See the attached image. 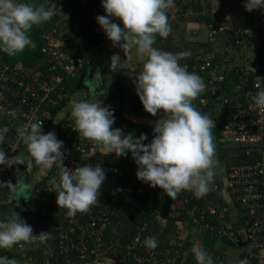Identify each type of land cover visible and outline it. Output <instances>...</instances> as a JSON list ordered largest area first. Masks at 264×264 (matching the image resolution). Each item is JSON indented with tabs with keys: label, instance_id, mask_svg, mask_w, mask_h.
Returning a JSON list of instances; mask_svg holds the SVG:
<instances>
[{
	"label": "trees",
	"instance_id": "16d2710c",
	"mask_svg": "<svg viewBox=\"0 0 264 264\" xmlns=\"http://www.w3.org/2000/svg\"><path fill=\"white\" fill-rule=\"evenodd\" d=\"M240 1L239 5L246 9V0ZM16 2L33 7L43 5L46 9H54L55 14L49 21L34 25L30 30L29 35L35 47H26L22 53L15 56L0 51V71L5 69L7 72H16L22 69L26 74L25 79L32 76V81L37 72H43L42 79L56 72L55 68H51L54 60L51 61L50 54L43 49L46 41L44 34L47 31L59 36L60 48L66 54L75 50L77 57L85 58L81 75L73 74L65 78L61 84H58V89L51 94V100L56 99L57 102L50 100L48 104L52 117L48 120L47 131L44 134L53 132L55 125L57 131L54 133L58 140L63 141L61 151L67 159L84 161L93 167L100 165L105 171L106 179L91 210L83 214L77 213L75 217H68L67 209H59L56 203L58 193L49 191L52 187L49 180L56 176L60 177L61 165H53L47 177L39 174L34 161L30 171H27L26 163L19 165L18 175L12 176L10 180L0 181V222H7L16 211L20 219L33 228L34 235L50 232V239L45 244L39 242L27 244L23 250L19 246L0 249V256L15 258L18 264L70 262L82 264L86 258L79 256L80 248L71 246V250L64 252L60 247L61 244H66L61 233L70 227L69 234L74 240L86 241L85 254L94 257L97 252L108 264H111L108 260L116 261L115 264H139L136 255H141L140 252L145 253V251L142 247L132 246L136 235H140L143 240L155 238L158 258L163 259L165 264H171L170 259H176L183 264H197L193 253L194 247L207 251L214 264H231L228 251L236 252L235 249H238L236 263L239 264L246 250L243 241L245 236L241 231L242 225L238 221L241 204L231 197L226 179L232 166L255 162L261 158L262 152L259 143L242 144L226 141L222 137L223 131L227 128L226 118L231 117L232 112L238 110V105L242 101L244 102L242 106H246L244 90L251 87L254 68L259 61L250 36L231 32L227 35L218 34L214 41H209L207 37L201 39L202 28L199 24H206L207 33L215 25L223 24L214 20L215 11L211 7V0H206L205 4L203 0H174L173 6L167 9L171 32L167 38L157 34L153 47L173 54L190 52L188 57L179 61V64L187 65V71L199 75L206 85L205 90L193 101V106L202 115L210 119L216 118V127L212 128V136L215 159L219 162L214 169L215 176L210 182V191L207 195L197 199L192 191L183 190L173 201L160 187L152 188L148 183L137 178L138 165L130 151L120 157L115 153L108 154L90 140L80 138L74 129L72 137H77L84 143L88 151L83 152L76 145L70 146L68 150L64 148V133L71 128V123H74L71 116L73 99L96 102L101 107L110 106V110L114 112L113 129L119 128L124 135L131 134L136 138L144 134L147 136L145 144H150L154 139L155 122L164 115L161 110L157 116H152L144 109L137 90L131 93L128 91L126 72H123L126 66L117 72L110 70L112 55L117 52L116 54L121 57L123 51L119 47H114L107 36L103 37L94 28L98 23L97 17L107 15L100 8L102 0H16ZM72 4H76V7L73 8ZM252 11L246 10L250 13V23L243 26L252 25ZM110 19L123 27L122 21L118 18ZM243 36H246L244 43L237 41V38ZM204 54L212 62L208 71L201 70L199 66ZM90 58L100 69L104 89L95 94L87 91L81 94V89L86 88L85 77L90 66ZM215 66L216 71H214ZM243 66L250 67L249 80L243 81L244 76L242 78L240 76V72H244L241 70ZM142 67L143 64L140 62L135 67L136 72H140ZM10 84L15 88L19 87L17 83ZM216 88L220 90L219 98L213 95ZM202 98H207V101L203 102ZM126 109L137 112L140 119L128 118L125 115ZM17 126L18 122L9 120L6 116L0 119V129L4 127L9 129L5 135L4 146H10ZM19 146L20 155L26 161L31 160L23 140ZM17 179L24 182L31 181L29 187L31 197L28 200L21 197L19 206L16 207L15 202L7 203L10 192L3 183L11 181L15 184ZM209 205L215 206L217 212H211ZM224 208H226L224 215H220V210ZM93 213L98 224L103 219L106 220V225L99 229V234H96L91 227L87 231L92 233L82 236V229L74 224V220L88 222ZM183 229L188 234L183 236L181 233ZM225 229L235 230L243 240L236 243L225 233ZM229 247L231 249H228ZM161 260L155 261V264H162Z\"/></svg>",
	"mask_w": 264,
	"mask_h": 264
},
{
	"label": "clouds",
	"instance_id": "9594fccd",
	"mask_svg": "<svg viewBox=\"0 0 264 264\" xmlns=\"http://www.w3.org/2000/svg\"><path fill=\"white\" fill-rule=\"evenodd\" d=\"M173 3L174 0H102L107 15L97 17L112 45L119 47L128 60L135 49L136 58L143 64L142 70L134 75L137 95L149 114L155 117L161 110L164 113L163 118L155 122L152 142L145 144L147 136L144 134L136 138L124 135L119 128L113 129L114 112L110 106L73 99L71 116L75 123L73 129L80 138L118 157L130 151L138 165L137 178L152 188L160 187L174 201L183 190L192 191L197 199L207 195L219 162L215 159L212 136L216 124L193 106L206 85L199 75L189 73L179 64L190 52L173 54L153 47L157 34L167 38L171 32L167 9ZM245 8L249 12L264 8V0H246ZM54 14V9H46L43 5L33 7L16 0H0V51L15 56L26 47H35L30 30L34 25L49 21ZM112 17L122 21L123 27L112 22ZM121 61L119 54L112 55L110 70L120 71L125 66ZM255 87L258 91L252 97L254 107L264 112V86L257 84ZM42 124L43 121L30 122L17 130L31 160L26 161L21 155L6 157L0 148V165L11 168L26 163L30 171L34 161L42 177H47L53 165L63 166V141L58 140L54 132L44 134ZM8 131L7 127L0 129V144ZM105 179L100 165L78 166L75 170L63 166L60 179L49 180L52 186L49 191L58 193L59 209L65 208L68 217H75L77 213L91 210ZM3 185L10 192L9 204L15 202L17 207L21 197L25 200L31 197V189L20 179L15 184L8 181ZM49 239L50 232L34 235L33 228L20 219L16 211L7 222H0V249L19 246L23 250L27 244H45ZM144 244L149 249L157 247L155 238H146ZM193 253L197 264H214L204 249L194 247ZM0 264H18V261L0 256ZM239 264H248V261L244 259Z\"/></svg>",
	"mask_w": 264,
	"mask_h": 264
},
{
	"label": "built area",
	"instance_id": "2783aa9c",
	"mask_svg": "<svg viewBox=\"0 0 264 264\" xmlns=\"http://www.w3.org/2000/svg\"><path fill=\"white\" fill-rule=\"evenodd\" d=\"M73 8L76 4L71 5ZM102 10L106 13L105 9L101 5ZM253 20L251 26H229L227 24H217L213 28L209 29L207 38L209 41H214L218 34H229L231 32H238L240 34L249 35L251 38V44L254 46L257 52V62L255 72L251 81V87L244 90V96L246 100V106H242V102L238 105V110L232 112L231 117H227L225 124L227 128L223 131L222 139L231 142H240L242 144L259 143L261 146L262 156L255 162L246 164H239L231 167L226 179L227 188L231 194V197L235 201H239L240 210L238 221L241 222L242 230L245 236V240L240 235L235 233V230L225 229L227 233L236 243L244 241L245 253L243 254V260L246 259L248 264H264V112L259 111L254 107L252 97L255 95L258 89L255 85L259 84L264 86V8L254 9ZM68 14H70L68 12ZM95 30L100 33L103 37H106L104 30L99 25L95 24ZM45 43L43 49L47 51L51 56V61L54 60L51 68H55L56 72H52L50 77L41 78L43 72H37L33 81L31 78L25 79V71L20 69L16 72H7L5 69L0 71V119L6 116L9 120L18 122V126L15 135L10 143L9 147L0 144L6 154V157H13L20 155L19 144L22 139L19 136L18 129L30 122L43 121L42 131H47L48 120L52 117V113L48 108V104L51 100V94L53 91L58 89V84L73 74L81 75V70L84 66V57L76 56L75 50H72L69 54H66L61 48V39L54 33L47 31L44 34ZM246 36L237 38V41L244 43ZM263 58V59H262ZM212 62L204 54L200 61V68L203 71H208L211 67ZM184 67H187L185 65ZM217 67L215 66V70ZM240 70V69H238ZM240 72L241 78L249 80L251 72L249 66L241 67ZM45 73V72H44ZM45 75H47L45 73ZM10 83H17L19 87L15 88ZM203 102L207 101V98H202ZM54 103L56 99L51 100ZM244 103V102H243ZM245 108V109H242ZM15 113L12 115L11 113ZM251 117L247 118L246 116ZM215 122L216 118H212ZM216 123V122H215ZM75 127L74 123H71V128L66 130L64 133V148L69 149L70 146L76 145V147L86 152L88 148L84 143L78 140L77 137H72V130ZM15 150V152L13 151ZM90 165L84 161H76L74 159L68 160L65 156L63 160V166L69 170H75L78 166ZM62 165L60 166L59 172L62 171ZM19 174V165H13L11 168L6 165H0V181L3 179L10 180L12 176ZM57 180L60 177H57ZM234 203V202H233ZM211 212L216 213L217 208L209 205ZM224 208L220 210V215H224ZM102 222V223H101ZM99 224L96 221V217L91 214V219L88 222H80L74 220V224H77L82 230L81 235L87 236L91 234L93 230L96 234H99V229L106 225V220L101 219ZM100 225V226H99ZM68 227V226H66ZM70 227L63 231L62 237L66 244H61L60 247L64 252L71 250V246L80 248V257L86 258L82 264H108L105 260L97 254L93 257L85 254L87 244L85 240H74L69 234ZM140 235H136L132 246L142 247L145 253L136 255L139 264H155V261L161 260L157 255V248L149 249L144 244ZM94 251V250H93ZM99 253V252H98ZM87 256V257H86ZM171 264H183V262L177 261L176 259H170ZM162 264L166 262L162 259ZM68 264H74L70 262Z\"/></svg>",
	"mask_w": 264,
	"mask_h": 264
},
{
	"label": "rangeland",
	"instance_id": "374dc122",
	"mask_svg": "<svg viewBox=\"0 0 264 264\" xmlns=\"http://www.w3.org/2000/svg\"><path fill=\"white\" fill-rule=\"evenodd\" d=\"M211 2V7L215 11L214 20L220 21V23L223 24H229V26H243L246 23H250V13L246 12V9L239 5L241 4L240 0H211ZM203 3L205 4L206 0H203ZM199 26L202 28L200 37L201 39H205L207 37V30H205L206 24L201 23ZM186 34H188V31H186ZM190 37L191 36H189V38ZM215 42L217 43L218 39ZM126 111L128 114L130 113L128 110ZM133 116L139 117L136 113L129 114L130 118H134ZM181 233L183 236L188 234L184 229ZM108 262L115 264L116 261L108 260ZM230 262L233 263L232 260Z\"/></svg>",
	"mask_w": 264,
	"mask_h": 264
},
{
	"label": "crops",
	"instance_id": "0c3cea01",
	"mask_svg": "<svg viewBox=\"0 0 264 264\" xmlns=\"http://www.w3.org/2000/svg\"><path fill=\"white\" fill-rule=\"evenodd\" d=\"M117 52H115V54H116ZM122 53V56H121V62L123 63V65H125L126 66V69L125 70H123V72H126V74H125V80H126V83H127V87H128V91L131 93V92H134V91H136L137 90V87H136V84L133 82L134 81V75L136 74V73H138V72H136V70H135V67L140 63V61L136 58V55H135V49H133L132 50V53H131V55H132V58L130 59V60H128V59H126V56H125V54L123 53V52H121ZM121 63V64H122ZM98 66V65H97ZM101 74V73H100ZM109 77H110V75H109ZM101 78H102V76H101ZM102 81H103V79H102ZM104 83V82H103ZM86 84L87 85H89V88H84V89H81V94H85L86 92L85 91H87V93H90V94H95V93H98V92H94V84L92 83V82H90V81H87V82H85V86H86ZM128 108V107H127ZM126 110H128V109H126ZM130 113L129 114H132V113H136L138 116H139V114L137 113V112H135V111H130V110H128ZM127 112V111H126ZM125 112V115L128 117V118H130L129 117V114H128V112L126 113ZM132 112V113H131ZM134 118H131V119H133V120H139L140 119V116L137 118V117H135V116H133ZM52 131L53 132H56L57 130H56V126L54 125L53 126V129H52ZM57 136V135H56ZM28 181V180H27ZM25 181L26 182V184L28 185V187H30V185H31V181ZM20 203H22V202H20ZM228 249H231V247H229ZM236 250V252L238 251V249H235ZM236 252L235 251H233V250H229L228 251V254H229V257H230V261L232 260V262L233 263H231V264H237L236 263Z\"/></svg>",
	"mask_w": 264,
	"mask_h": 264
},
{
	"label": "water",
	"instance_id": "95a60500",
	"mask_svg": "<svg viewBox=\"0 0 264 264\" xmlns=\"http://www.w3.org/2000/svg\"><path fill=\"white\" fill-rule=\"evenodd\" d=\"M90 66L88 68L86 77H85V82L90 81L94 84V92H101L104 89V83L102 81L101 78V74H100V69L99 67L93 62V59L90 58ZM86 87L89 88V85L86 84ZM215 97H220V90L218 88H216L214 90V94Z\"/></svg>",
	"mask_w": 264,
	"mask_h": 264
}]
</instances>
